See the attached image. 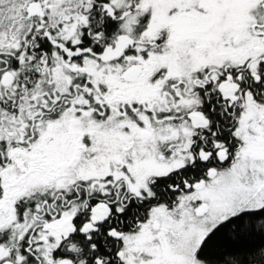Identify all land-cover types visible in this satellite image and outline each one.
<instances>
[{"label":"snow or ice","instance_id":"obj_1","mask_svg":"<svg viewBox=\"0 0 264 264\" xmlns=\"http://www.w3.org/2000/svg\"><path fill=\"white\" fill-rule=\"evenodd\" d=\"M0 264H264V0H0Z\"/></svg>","mask_w":264,"mask_h":264}]
</instances>
